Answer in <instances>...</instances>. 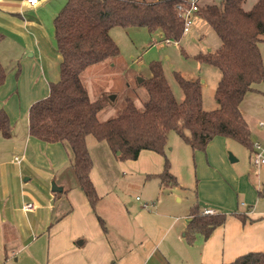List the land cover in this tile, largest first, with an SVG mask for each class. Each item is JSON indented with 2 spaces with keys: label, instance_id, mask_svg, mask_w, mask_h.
I'll list each match as a JSON object with an SVG mask.
<instances>
[{
  "label": "crops",
  "instance_id": "obj_1",
  "mask_svg": "<svg viewBox=\"0 0 264 264\" xmlns=\"http://www.w3.org/2000/svg\"><path fill=\"white\" fill-rule=\"evenodd\" d=\"M254 1L247 7L245 0L243 7L253 8L258 0ZM66 2L39 0L32 6L26 0H0V61L7 72L0 86V109L13 124L11 137L0 133V264H222L249 251H264V221L247 226L234 223L231 228L228 222L208 238L198 234L189 244L185 230L192 205L198 203L201 209L209 207L217 213L221 205L202 194H196L189 209L179 208L181 194H173V199L161 194L149 196L148 204L132 199L130 194H112L115 187L101 175V164L91 152L94 165L90 175L99 195L93 207L80 188L68 147L30 134L29 107L46 97L50 84L60 79L54 19ZM261 48L264 54V43ZM101 63L81 75L92 100L97 95L91 97L85 79L89 82L86 77ZM256 89L259 91L246 96L264 100L259 96L264 86L257 84ZM243 106L244 101L242 112ZM21 122L24 128L19 139L17 126ZM220 137L215 136L209 146ZM164 162L163 155L143 150L137 159L121 161V166L158 179L148 174L161 172ZM46 168L52 172H46L45 178ZM260 190L263 195L264 188ZM260 190L258 196L244 194L253 218L264 217ZM27 204L33 208L27 209Z\"/></svg>",
  "mask_w": 264,
  "mask_h": 264
},
{
  "label": "trees",
  "instance_id": "obj_2",
  "mask_svg": "<svg viewBox=\"0 0 264 264\" xmlns=\"http://www.w3.org/2000/svg\"><path fill=\"white\" fill-rule=\"evenodd\" d=\"M244 2L220 0L218 4L195 11L207 19L221 41L217 49L195 56L221 71L215 90V109H204L199 79H186L175 72L184 92V99L178 101L160 61H153L151 77L143 80L149 94L143 109L127 97L118 116L100 121L98 114L106 106V100H92L81 75L88 67L119 55L120 48L111 30L114 27H145L150 31L158 30L165 40L179 41L184 33L183 13L189 8L190 0H67L54 19L61 56L60 79L50 84L46 97L29 107V132L42 141L62 142L68 147L80 188L93 207L99 195L90 175L94 160L88 146L89 135L97 141H105L121 160H135L143 150L163 155V170L148 174V177L155 176L162 184L173 186H178L179 182L166 156L167 139L172 130L194 151H206L215 136L236 139L253 149L254 141L241 104L247 93L259 91L257 84L264 86L261 48L264 0H258L251 9H245ZM2 39L0 33V42ZM6 75L0 61V86ZM260 92L264 94V89ZM12 130L11 119L1 108L0 133L9 138ZM190 216L185 230L189 244L194 243L198 234L208 238L227 219L223 212L203 214L198 203L190 208ZM240 217L245 220L246 216ZM222 264H264V251H249Z\"/></svg>",
  "mask_w": 264,
  "mask_h": 264
},
{
  "label": "rangeland",
  "instance_id": "obj_3",
  "mask_svg": "<svg viewBox=\"0 0 264 264\" xmlns=\"http://www.w3.org/2000/svg\"><path fill=\"white\" fill-rule=\"evenodd\" d=\"M214 3L215 0H202L199 9ZM250 3L255 1L247 0L245 6L248 7ZM196 12L192 13L189 31L184 32L179 41L168 42L158 30L150 31L145 27H114L111 30V35L120 48L119 55L103 61L95 73L86 77L89 82L85 79L91 97L97 95L96 99L106 100V106L99 113L100 121L118 116L126 105L127 97L132 98L139 109H143L149 94L140 79L151 77L150 64L153 61H160L178 101L184 99V92L175 72L186 79H199L202 83L204 109H215V90L221 71L215 65L200 62L195 56L199 52L209 51V48L217 49L221 41L207 19ZM259 96L264 97V94ZM259 100L253 96H245L243 112L249 122L251 135L264 146V100ZM22 122L17 126L19 139L24 128ZM220 138L215 139L210 146L209 143L206 151H194L176 131L169 132L166 156L179 182L178 187L166 185L171 188L161 186L160 180L149 179L146 174L122 168L121 161L126 160L116 157L105 141L99 142L92 135L87 140L95 161L101 164V175L106 176L115 187L112 194H130L132 199H140L138 202L146 201L147 204L149 196L156 198L161 194L162 198L169 196L173 199V194H181L183 202L179 203V208L185 206L187 209L196 194H202L213 203L221 205L219 211L226 213L225 223L230 222L229 228L234 223H239L240 226L259 225L264 217L249 216L252 206L248 207L250 204L244 194L258 196V190L264 188V167L254 164L253 151L241 142L225 136ZM230 156L235 161H231ZM46 172L51 173L52 170L45 169V178ZM260 200V208L264 209V194L260 196ZM243 213L247 214L245 220L240 217L244 216Z\"/></svg>",
  "mask_w": 264,
  "mask_h": 264
},
{
  "label": "built area",
  "instance_id": "obj_4",
  "mask_svg": "<svg viewBox=\"0 0 264 264\" xmlns=\"http://www.w3.org/2000/svg\"><path fill=\"white\" fill-rule=\"evenodd\" d=\"M30 5H36L39 0H26ZM199 8V0H190V6L189 8H187L184 13L183 16L185 18V25H184V32H188L189 31V27L191 25V16L192 13L195 12L196 10H198ZM166 41H170V40H166ZM263 123H261L262 125ZM253 162L255 165H257L258 167H264V146H262L261 143L254 141L253 143ZM16 159L19 160L18 157H16ZM27 209H31L33 208L32 204H27L26 205ZM202 213L203 214H213L215 213V210L209 207H204L202 209Z\"/></svg>",
  "mask_w": 264,
  "mask_h": 264
},
{
  "label": "water",
  "instance_id": "obj_5",
  "mask_svg": "<svg viewBox=\"0 0 264 264\" xmlns=\"http://www.w3.org/2000/svg\"><path fill=\"white\" fill-rule=\"evenodd\" d=\"M140 81H143V79H140ZM120 152H117V154H119ZM230 160L231 161H235V158L233 157V156H230ZM53 189H55V190H57V189H59V188H57V187H53Z\"/></svg>",
  "mask_w": 264,
  "mask_h": 264
}]
</instances>
